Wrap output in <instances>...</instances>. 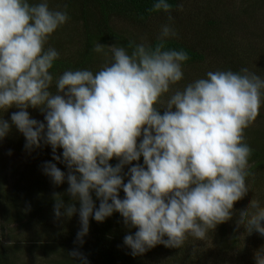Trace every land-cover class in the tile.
I'll return each mask as SVG.
<instances>
[{
  "label": "clouds",
  "instance_id": "1",
  "mask_svg": "<svg viewBox=\"0 0 264 264\" xmlns=\"http://www.w3.org/2000/svg\"><path fill=\"white\" fill-rule=\"evenodd\" d=\"M171 9L168 0H155L151 11ZM68 19L66 11L50 9L48 0H0V113L20 109L11 122L26 138L27 149L43 142L56 161L61 159L56 150L63 149L67 176L50 161L43 172L56 185L67 179L68 193L80 207L65 206L57 196L55 216L71 218L78 212L82 245L90 218L103 222L120 213L126 225L138 229L123 241L133 256L158 244L181 248L189 237L205 240L231 219L234 202L249 189L253 148L244 130L264 104V78L244 67L208 71L183 88L174 87L184 79L190 57L184 50H165L166 41L177 35L168 24L155 47L97 42L93 51L107 55V48L108 63L95 72L65 70L54 78L50 70L60 53L45 46ZM29 107L46 110V125L30 117ZM160 108L166 109L163 115ZM10 128L0 116V140ZM141 157L143 166H132L124 183L123 167ZM113 158L119 160L114 167ZM238 219L247 233L264 236L259 199L242 207ZM69 255L89 264L78 249ZM255 260L264 264V248Z\"/></svg>",
  "mask_w": 264,
  "mask_h": 264
},
{
  "label": "trees",
  "instance_id": "2",
  "mask_svg": "<svg viewBox=\"0 0 264 264\" xmlns=\"http://www.w3.org/2000/svg\"><path fill=\"white\" fill-rule=\"evenodd\" d=\"M30 2L39 3V0H30ZM168 2L172 5L170 12L151 11L155 0L48 1L50 9L66 11L69 17L68 21L49 38L45 46L53 47L60 53V59L50 70L54 78L65 70L90 69L94 72L99 70L105 63L100 55L93 51L97 42L104 46L127 47L129 41H135L137 44L147 43L155 47L159 43L161 27L166 24L170 25L177 35L166 41L165 50H184L190 57L183 65V69L198 66L203 70L205 65H212L207 61L208 56L209 58L219 56L223 58L220 70L231 69L238 72L241 68L247 67L253 71L247 62L252 54L257 58V68L253 72L264 78V20L258 22L259 16L264 12H262L264 0H244L239 13L234 12L232 2L227 4L226 11L215 7L213 0H205L202 6L190 0H168ZM190 4H194L193 17L190 13H186L187 5ZM177 5H183L182 10L178 9ZM169 16L173 18L171 21ZM227 28L231 32H227L226 37L224 30ZM239 33L245 38L251 34L253 39L244 41L243 46L239 45V40L243 39ZM61 36L66 37V40L62 41ZM248 42H253L258 49L242 50ZM211 67L196 75L185 71L184 79L174 87L183 88L184 83L186 85L204 77L208 71H212ZM52 91H55L54 85ZM33 109H27L31 113L30 117L46 125V110ZM165 110V108L159 109L161 115ZM263 122L264 104L261 105L255 121L244 130L245 138L253 148L249 156L251 171L246 177L249 189L234 202L231 219L218 224L208 233L205 240H200L207 247L201 249V253L199 250L195 252L190 244L193 237H189L181 248L158 244L145 253L135 256L123 242L125 236L130 235L133 227L126 225L124 218L118 212H114L103 222L90 218L89 232L84 237V243L81 245L77 241V232L81 227L78 212L71 218L66 215L57 218L54 214V206L57 203V196L65 206L74 204L77 209L80 207L79 201L74 200L68 193L67 179L63 184L56 185L43 172L44 163L50 161L67 176L69 170L62 162L63 149L56 150V155L61 158L60 161H56L53 159L50 145L41 142L39 148L27 149L26 138L18 132L16 142L26 151H35V160L25 165L18 180H15L11 189L8 188L7 191L3 188L0 174V203L4 211L8 210L7 213L10 214L9 219L6 220L9 223L16 221L21 230L27 231L28 234L24 241H5L4 233L0 232V264H27L22 260L21 249L23 247L27 250L28 245L31 252L43 253L51 258L53 264H80L78 259L69 255L73 249L83 253L89 264H213L216 259L232 254L236 249L237 257L235 259L230 257L225 261L235 264L240 255L242 257L236 264H256V261H245L248 252L246 240L249 233L238 217L239 210L254 198L259 199L264 206V127L261 126ZM14 129L17 128L11 124L6 139L13 140L11 133ZM140 140L142 137L138 138L137 143ZM109 163L114 167L119 160L113 158ZM136 164L143 166V157L123 167L121 175L124 183L130 179L127 175L129 169ZM125 195L121 189L119 198L124 199ZM92 198L96 207H99L100 201L94 192ZM61 212H64L63 208ZM251 233L257 232L253 230ZM24 242L26 246H23Z\"/></svg>",
  "mask_w": 264,
  "mask_h": 264
},
{
  "label": "rangeland",
  "instance_id": "3",
  "mask_svg": "<svg viewBox=\"0 0 264 264\" xmlns=\"http://www.w3.org/2000/svg\"><path fill=\"white\" fill-rule=\"evenodd\" d=\"M48 1H50V0H48ZM190 1L192 3L197 2L198 5L200 4L202 6L203 2L205 0H190ZM243 1L244 0H213V4L215 7L219 8V9H223L224 11H226L227 4L232 2L234 12L239 13L240 10H242L241 4ZM193 5L194 4L187 5V9H186L187 10L186 13H188V14L190 13L191 17H193V14H194L193 13ZM199 8L204 10L202 7H199ZM219 9H218V11H219ZM263 11H264V8L262 9V12ZM196 12H198L197 9H196ZM263 14H264V12H263ZM263 14L259 16L258 22L260 20L261 21L264 20ZM258 22H257V24H258ZM72 25L73 24H71V26ZM258 26L260 27V24H258ZM227 32H231V31L228 28L224 30V34L226 35V37H227ZM239 34H241L242 38H243V39L239 40V42H238L239 45L243 46L244 41L253 39L251 37L252 36L251 34L248 35L247 38H245L242 33H239ZM63 35H64V33H63ZM63 39L66 40V37L61 36L62 41H63ZM254 45L255 44L253 42H250V43L248 42V44H246L242 50H246L248 48H256V46H254ZM256 49H258V48H256ZM105 52L107 53V55H105L104 53H97V54L100 55V57L102 58V60L106 64L110 61L111 53L108 52L107 48L105 49ZM207 61L210 64L212 63V65H205L206 67H204L203 70L200 69V67H198V66H193V67H188V69H186V70L183 69V71L184 72L187 71V72H189V74L196 75V74H200L207 67H211V66H212L211 67L212 71L220 70L222 62H223V58L219 57V56L218 57L214 56V58L213 57L209 58V56H208ZM247 62L251 66L250 68L253 69V71H256V68H257L256 56H253L252 54H250ZM184 85H185V83H184ZM164 99L166 100L167 97H165ZM29 108L31 110H34L33 107H29ZM19 110L20 109L13 106L12 108L8 109L7 111L0 113V116H2V118L4 120H6L11 125L12 124L11 115L13 113L19 111ZM32 114H34V113H32ZM29 115H31V113H29ZM261 126L264 127V122L261 123ZM18 132H19L18 129H14V132L11 133L13 140L12 139H6V137L4 139L0 140V174H1V178H2L1 182L3 183V188L5 191H7L8 188L11 189V186L13 185L12 183L15 182V180H18V178L20 177V175L22 174V172L25 168V165L30 164L35 160V155H36L35 151L34 152L26 151L23 149L22 145H20L16 142ZM10 151H11V154H9ZM4 210H5L4 207L2 208L1 203H0V232L4 233L3 239L5 241H17V240L24 241V239L26 240L27 234H28L27 231L23 232L20 228L19 223H17L16 221H12L13 223H9L6 219H9L8 216L10 217V214L7 213L8 210H6V211H4ZM137 230L138 229L133 227L130 234L134 235ZM246 241H247L246 243L248 244V246H247L248 252L246 254L245 261H247V262L256 261L255 260V254L258 250L261 249L262 246H264V236H262L258 232L255 234L250 233L249 236L247 237ZM190 244L192 245L195 252H196V250H199L200 253L202 252L201 249H203L204 247L205 248L207 247V246H204L200 240H196L194 238L192 240H190ZM23 246H26V242L23 243ZM29 248L30 247L28 245V246H26L27 250H24L23 247L21 249L22 260H25L27 262V264H53L50 261L51 258H48L43 253L37 254L35 252H31V250ZM237 253H238V251L236 249V250L232 251V254L223 255V258H219V260L216 259V261L213 264H230L228 261H225V260L230 258V257H231V259H235L237 257ZM241 257L242 256L239 255L237 260L240 261ZM237 260L235 261V264L238 262Z\"/></svg>",
  "mask_w": 264,
  "mask_h": 264
}]
</instances>
